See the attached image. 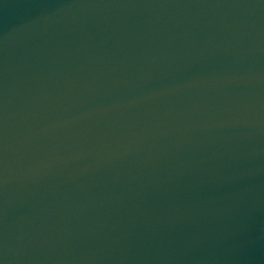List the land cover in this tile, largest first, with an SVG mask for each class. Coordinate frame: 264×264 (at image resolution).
Instances as JSON below:
<instances>
[{
    "label": "water",
    "instance_id": "water-1",
    "mask_svg": "<svg viewBox=\"0 0 264 264\" xmlns=\"http://www.w3.org/2000/svg\"><path fill=\"white\" fill-rule=\"evenodd\" d=\"M0 264H264V0H0Z\"/></svg>",
    "mask_w": 264,
    "mask_h": 264
}]
</instances>
